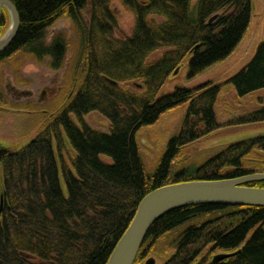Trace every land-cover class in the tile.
Masks as SVG:
<instances>
[{
    "label": "trees",
    "instance_id": "trees-1",
    "mask_svg": "<svg viewBox=\"0 0 264 264\" xmlns=\"http://www.w3.org/2000/svg\"><path fill=\"white\" fill-rule=\"evenodd\" d=\"M114 1L134 17L131 35L124 39L114 36ZM193 1L12 0L20 26L0 55V108L8 106L4 67L16 73L32 62L57 72L66 68L72 52L67 75L72 72L81 82L34 140L11 146V154L0 159V264H106L139 202L154 189L264 173V160L247 161L255 151L264 153V135L233 143L199 166L175 165L182 148L220 128L215 103L221 87L207 83L164 94L165 81L184 60L186 81L226 60L251 18V0ZM60 18L70 21L74 52L67 32L48 36ZM8 25L3 10L0 37ZM161 50L157 60L149 61ZM228 84L240 98L264 89V40ZM184 104L181 126L156 172L147 174L135 134ZM92 112L107 118L108 133L86 124ZM255 123H264V107L232 124ZM247 186L264 188V181ZM148 248H156L164 264H264V208L174 210L149 229L135 263ZM213 251L232 256L206 261Z\"/></svg>",
    "mask_w": 264,
    "mask_h": 264
},
{
    "label": "rangeland",
    "instance_id": "rangeland-1",
    "mask_svg": "<svg viewBox=\"0 0 264 264\" xmlns=\"http://www.w3.org/2000/svg\"><path fill=\"white\" fill-rule=\"evenodd\" d=\"M111 10L118 22L114 36L120 39L130 36L134 26L133 15L119 1L112 2ZM85 20L88 22L87 17ZM70 30V21L60 18L50 28L48 36L51 37L58 31L67 32L71 42L70 50L74 52L76 41ZM262 40H264V0H251L248 29L237 48L226 60L191 81H186L187 60H184L177 75L172 74L165 81L162 87L164 94L172 93L177 87L193 90L207 83L221 87L215 103V113L220 128L182 148L176 158V166H199L233 143L264 135V123L232 124L237 117L264 107V89L240 98L233 86L228 84V80L250 62ZM163 52L164 50L154 53L149 61L157 60ZM72 55L74 54L70 52L67 56L66 68L57 72L50 70L46 64L36 65L32 62H26L17 67L16 73L7 67L2 69L3 90L8 106L0 108V146L11 148V146L18 147L30 143L61 110L69 96L78 88L76 83L81 82V77L72 75V72L67 75L66 70ZM16 63L12 62L9 65L16 67ZM129 87L132 88L133 84ZM186 109L187 105L184 104L169 110L154 124L142 127L135 134V142L147 174L153 175L156 172L161 155L171 136L181 126ZM84 120L88 126L99 132H109V121L98 112L88 114ZM102 159L109 162L107 158L102 157ZM262 160H264V153L259 151H255L247 159L249 163H260ZM153 249L148 248L142 258L134 264H145L148 258H153L155 264H164L165 258L157 254L156 248ZM220 253L224 252L209 253L206 261L212 262L213 257Z\"/></svg>",
    "mask_w": 264,
    "mask_h": 264
},
{
    "label": "water",
    "instance_id": "water-1",
    "mask_svg": "<svg viewBox=\"0 0 264 264\" xmlns=\"http://www.w3.org/2000/svg\"><path fill=\"white\" fill-rule=\"evenodd\" d=\"M3 10L9 16V25L0 37V55L10 46L20 26V18L12 0H0V21ZM216 18L217 15L213 16L209 23ZM179 70L180 67L173 75H177ZM111 83L116 85L115 82ZM10 154V147L0 146V159ZM259 181H264V173L236 179L173 183L154 189L139 202L129 226L117 241L106 264H134L149 229L174 210L207 205L264 208V188L247 186ZM231 256L220 253L213 257L212 262L218 263ZM145 264H155V260L148 258Z\"/></svg>",
    "mask_w": 264,
    "mask_h": 264
},
{
    "label": "flooded vegetation",
    "instance_id": "flooded-vegetation-1",
    "mask_svg": "<svg viewBox=\"0 0 264 264\" xmlns=\"http://www.w3.org/2000/svg\"><path fill=\"white\" fill-rule=\"evenodd\" d=\"M222 252L226 253L225 251H222Z\"/></svg>",
    "mask_w": 264,
    "mask_h": 264
}]
</instances>
